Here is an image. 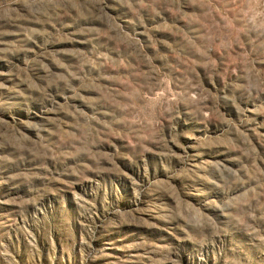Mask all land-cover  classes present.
Returning a JSON list of instances; mask_svg holds the SVG:
<instances>
[{
    "label": "rangeland",
    "instance_id": "1",
    "mask_svg": "<svg viewBox=\"0 0 264 264\" xmlns=\"http://www.w3.org/2000/svg\"><path fill=\"white\" fill-rule=\"evenodd\" d=\"M0 264H264V0H0Z\"/></svg>",
    "mask_w": 264,
    "mask_h": 264
}]
</instances>
